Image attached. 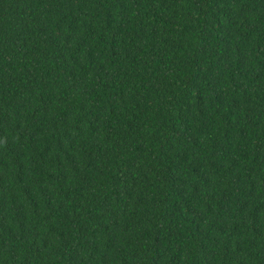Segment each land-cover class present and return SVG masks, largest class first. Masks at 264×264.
<instances>
[{"label":"trees","instance_id":"1","mask_svg":"<svg viewBox=\"0 0 264 264\" xmlns=\"http://www.w3.org/2000/svg\"><path fill=\"white\" fill-rule=\"evenodd\" d=\"M0 264H264V0H0Z\"/></svg>","mask_w":264,"mask_h":264}]
</instances>
